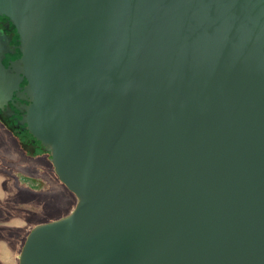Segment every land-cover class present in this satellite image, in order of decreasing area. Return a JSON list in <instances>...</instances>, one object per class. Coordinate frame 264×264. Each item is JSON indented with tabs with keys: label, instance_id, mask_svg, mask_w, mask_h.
I'll list each match as a JSON object with an SVG mask.
<instances>
[{
	"label": "water",
	"instance_id": "95a60500",
	"mask_svg": "<svg viewBox=\"0 0 264 264\" xmlns=\"http://www.w3.org/2000/svg\"><path fill=\"white\" fill-rule=\"evenodd\" d=\"M0 14L20 36L22 122L79 197L18 264H264V0Z\"/></svg>",
	"mask_w": 264,
	"mask_h": 264
},
{
	"label": "rangeland",
	"instance_id": "374dc122",
	"mask_svg": "<svg viewBox=\"0 0 264 264\" xmlns=\"http://www.w3.org/2000/svg\"><path fill=\"white\" fill-rule=\"evenodd\" d=\"M9 68L10 64L7 69L15 71ZM24 85L12 88H20L18 95L24 100L21 120L28 103ZM12 122L0 114V264H18L32 227L68 214L76 203L74 193L58 178L49 149L27 127L23 132Z\"/></svg>",
	"mask_w": 264,
	"mask_h": 264
},
{
	"label": "flooded vegetation",
	"instance_id": "af4514ba",
	"mask_svg": "<svg viewBox=\"0 0 264 264\" xmlns=\"http://www.w3.org/2000/svg\"><path fill=\"white\" fill-rule=\"evenodd\" d=\"M18 43L19 34L16 27L8 16L0 14V114L5 120L10 122L13 120L12 124L17 125L23 132H28L26 123L21 120L20 106L24 100L18 95L20 89L18 87L22 88L27 80L21 72L15 70L16 74L14 70L7 69L9 64L11 65L9 69L13 68L12 62L21 54ZM1 67H5L4 71H1ZM17 83L18 87L12 89Z\"/></svg>",
	"mask_w": 264,
	"mask_h": 264
},
{
	"label": "bare ground",
	"instance_id": "6f19581e",
	"mask_svg": "<svg viewBox=\"0 0 264 264\" xmlns=\"http://www.w3.org/2000/svg\"><path fill=\"white\" fill-rule=\"evenodd\" d=\"M16 30H17V29H16ZM17 32H18V31H17ZM18 34H19V32H18ZM20 43H21V41H20V36H19V43H18V48H19V49H20ZM20 51H21V50H20ZM20 55H21V54H20ZM16 59H17V58H16ZM16 59H15V60H16ZM15 60L12 62V67H13L12 69L15 68V66H14V62H15ZM2 66H3V65H2ZM18 66H19V63H18V61H17V64H16V70L18 69L17 71H20ZM74 195H75V197H76V203H77V201L79 200V197H78L76 194H74ZM76 203H75V205H76ZM75 205H74V207H75ZM74 207H73V209H74ZM73 209H72V210H73ZM72 210H71V211H72ZM71 211H70V212H71ZM70 212H69V213H70ZM32 228H33V227H32ZM28 233H29V232H28ZM27 235H28V234H27ZM26 237H27V236H26ZM25 239H26V238H25ZM23 244H24V242H23ZM23 244H22L21 248H23ZM21 250H22V249H21ZM21 250H20V253H21ZM20 253H19V257H20Z\"/></svg>",
	"mask_w": 264,
	"mask_h": 264
}]
</instances>
